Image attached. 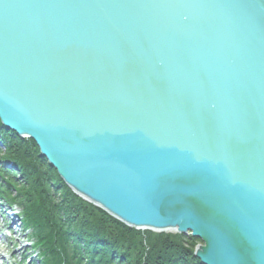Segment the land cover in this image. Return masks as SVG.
Returning <instances> with one entry per match:
<instances>
[{
    "label": "water",
    "instance_id": "95a60500",
    "mask_svg": "<svg viewBox=\"0 0 264 264\" xmlns=\"http://www.w3.org/2000/svg\"><path fill=\"white\" fill-rule=\"evenodd\" d=\"M0 119L126 225L264 264V0H0Z\"/></svg>",
    "mask_w": 264,
    "mask_h": 264
},
{
    "label": "trees",
    "instance_id": "16d2710c",
    "mask_svg": "<svg viewBox=\"0 0 264 264\" xmlns=\"http://www.w3.org/2000/svg\"><path fill=\"white\" fill-rule=\"evenodd\" d=\"M0 143V172L6 168L14 176L17 167L21 176H11V183L3 177L8 193L23 208L24 225L44 242L47 264H201L193 254L195 239L138 231L75 197L34 141L1 122Z\"/></svg>",
    "mask_w": 264,
    "mask_h": 264
},
{
    "label": "bare ground",
    "instance_id": "6f19581e",
    "mask_svg": "<svg viewBox=\"0 0 264 264\" xmlns=\"http://www.w3.org/2000/svg\"><path fill=\"white\" fill-rule=\"evenodd\" d=\"M0 122H1V124L6 128V129H9V128H7L3 123H2V121H1V119H0ZM9 130H11V129H9ZM12 131V130H11ZM14 133H16L15 131H13ZM17 134V133H16ZM18 135V134H17ZM18 137L20 138V139H27V140H32V141H34L30 136H28V135H22V134H19L18 135ZM35 143V142H34ZM1 144V143H0ZM1 147H2V149L4 148V146L1 144ZM38 147V146H37ZM39 148V147H38ZM40 151V150H39ZM1 155H2V153L0 152V157H1ZM41 156V155H40ZM6 164H8V166L9 167H14V164H13V162L12 161H8V160H6ZM15 168V171H16V174L14 175V176H12L13 174H11L10 175V173L7 171V169L5 168L3 171H2V174L4 175V178H5V181L6 182H10L11 183V179H10V177L12 176V179H13V181H15V180H18V179H21V176H20V174H19V169L17 168V167H14ZM59 175V174H58ZM61 179H62V177L61 176H59ZM63 180V179H62ZM65 183V182H64ZM66 184V183H65ZM67 185V184H66ZM67 187H69L68 185H67ZM70 188V187H69ZM72 191V193L74 194V196L76 197H78V198H81L82 200H84L86 203H88V204H91V206H93V207H97V205H96V202H94V201H88V200H85L84 199V195L82 194V193H77V192H75V191H73V190H71ZM84 196V197H82V196ZM86 198V197H85ZM88 199V198H87ZM15 201L18 203V200L17 199H15ZM98 208V207H97ZM13 210H15L16 211V209L15 208H13ZM118 221H120V220H118ZM121 222V221H120ZM123 223V222H122ZM123 224H125V223H123ZM126 225V224H125ZM126 226H128V225H126ZM132 227L131 228H133V229H136V230H138V231H151V232H154V233H164V232H167V233H171V234H182V235H184V236H186V237H188V238H193V239H195V246H194V250H193V254L195 253V250L197 249V248H200V247H202V246H204V242L200 239V238H196V237H193V235H192V231H186L185 233H178V232H176V231H173L174 229H170V227H168V228H164V229H162V231H161V229H157V228H153V227H148V226H135V225H131ZM128 227H130V226H128ZM152 229H155V230H152ZM195 256V255H194ZM197 258V257H196ZM198 260H199V258H197ZM199 262L201 263V261L199 260ZM202 264V263H201Z\"/></svg>",
    "mask_w": 264,
    "mask_h": 264
},
{
    "label": "rangeland",
    "instance_id": "374dc122",
    "mask_svg": "<svg viewBox=\"0 0 264 264\" xmlns=\"http://www.w3.org/2000/svg\"><path fill=\"white\" fill-rule=\"evenodd\" d=\"M16 211L18 212L19 210L16 209ZM13 219H16V222L19 225L18 218L13 217ZM26 238L29 239V241H30L29 235L24 233L22 229H20V228H18V226H16L15 233L13 232L12 240L11 239L8 240L7 238L5 239L6 243H4V246L5 247L7 246L8 252L4 253L3 257L0 260H4L6 262V264L7 263H9V264L19 263L22 255H23L22 253H26V251L23 247V245H24L23 243H26L28 241ZM19 240H21V242H19ZM15 244H16V246L14 247ZM4 246H2V248H4ZM1 251H0V253H1ZM34 263L38 264L37 261ZM29 264H31V262H29Z\"/></svg>",
    "mask_w": 264,
    "mask_h": 264
}]
</instances>
